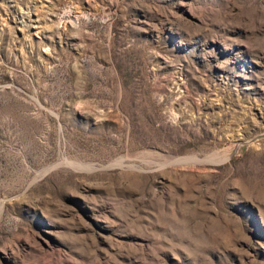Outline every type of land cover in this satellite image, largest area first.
I'll list each match as a JSON object with an SVG mask.
<instances>
[{
    "label": "rangeland",
    "instance_id": "rangeland-1",
    "mask_svg": "<svg viewBox=\"0 0 264 264\" xmlns=\"http://www.w3.org/2000/svg\"><path fill=\"white\" fill-rule=\"evenodd\" d=\"M0 264H264V0H0Z\"/></svg>",
    "mask_w": 264,
    "mask_h": 264
}]
</instances>
